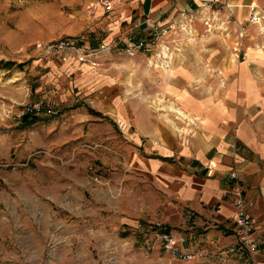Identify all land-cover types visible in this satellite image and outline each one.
Segmentation results:
<instances>
[{"label":"crops","instance_id":"0c3cea01","mask_svg":"<svg viewBox=\"0 0 264 264\" xmlns=\"http://www.w3.org/2000/svg\"><path fill=\"white\" fill-rule=\"evenodd\" d=\"M252 9L264 11V0H119L107 12L111 20L101 22L109 32L103 43L123 40L124 46L128 36L147 37L156 28H174L194 17L193 22H202L211 14L228 35L207 29L200 35L185 30V23L183 32L166 30L174 39L182 34L203 38L206 45L200 51L177 47L170 69L153 68L162 60L159 45L132 55L105 51L97 65L73 58L48 62L50 76L68 81L71 92L96 102L103 115L117 117L125 132L127 122L131 125L130 139L142 151L129 160L120 189L136 205L127 207L125 220L141 218L140 234L148 228L146 257H168L177 264H264V245L254 252L240 246L229 194L239 185L253 202L252 236L264 241V33L245 25V35L237 37L238 22ZM229 15L234 23H225ZM236 42L240 57L233 51ZM154 222L201 255L189 262L174 258L154 238Z\"/></svg>","mask_w":264,"mask_h":264},{"label":"rangeland","instance_id":"374dc122","mask_svg":"<svg viewBox=\"0 0 264 264\" xmlns=\"http://www.w3.org/2000/svg\"><path fill=\"white\" fill-rule=\"evenodd\" d=\"M97 1L0 0V264H177L146 257L148 228L140 234L141 218L125 220L127 207L136 205L120 181L142 151L130 139L131 125L125 120V132L117 117L103 115L96 102L71 92L68 81L50 76L48 62L62 61L45 54L49 43L65 37L91 46L106 41L108 26L101 22L111 18ZM194 19L181 22L185 30L206 34L203 20ZM181 23L166 30L183 32ZM162 29L127 41H155L153 48L169 55L166 69L177 47L206 46L203 38L158 35ZM112 42L111 50L123 53V40ZM39 100L50 112H25ZM24 117L37 119L27 123Z\"/></svg>","mask_w":264,"mask_h":264},{"label":"built area","instance_id":"2783aa9c","mask_svg":"<svg viewBox=\"0 0 264 264\" xmlns=\"http://www.w3.org/2000/svg\"><path fill=\"white\" fill-rule=\"evenodd\" d=\"M119 0H98L97 4L104 10V12H110L113 10L115 4ZM228 7V5L226 4ZM204 25L207 26V30H222L225 32V35H228L226 27H222L221 24L217 23V18L214 15H206L203 19ZM220 22V21H219ZM235 20L232 19V15H229L225 19V23L231 24ZM222 23V22H220ZM239 28L237 30V37L242 38L245 35V25H254L258 28L260 32H264V11L252 9L248 16L244 19L243 22H238ZM149 28H154L152 23H147ZM166 29H162L158 35L165 34ZM155 41L147 40H129L126 44L120 48V50L128 55L134 54L136 51L142 50L144 52H149L154 47ZM239 43L236 42L233 51L237 57L239 55ZM111 45L100 43L97 46H91L88 43L81 42V39H74L71 37L62 38L57 42L49 43L46 46L45 54L46 55H57L58 58L63 62L67 61L69 58H73L80 63H97V57L100 56L105 51H110ZM162 60L159 64L154 63V65H167V57H164L163 53L161 54ZM45 109L46 112H50L47 104H44L43 100H39L36 103H29L25 108V112H39ZM120 125V124H119ZM231 177H236L235 172L230 173ZM229 194L232 197V203L235 206V212L233 215L234 221V233L238 238L240 246L246 249L249 252L256 251L259 246L264 245V241L261 239H255L252 236V231L254 229V221L249 212V208L253 205L252 201L247 200L243 195V190L239 185H234L230 188ZM151 228L153 229L154 238L159 240L162 248L171 254L174 258L189 262L195 259L197 255L189 250L188 246L185 245V239L181 238L180 240H175L168 232L161 229V224L159 222L151 223Z\"/></svg>","mask_w":264,"mask_h":264},{"label":"trees","instance_id":"16d2710c","mask_svg":"<svg viewBox=\"0 0 264 264\" xmlns=\"http://www.w3.org/2000/svg\"><path fill=\"white\" fill-rule=\"evenodd\" d=\"M92 45H94V44H92ZM95 114H97L96 112H95ZM35 119H37V118H31V119H28V117H24V120L27 122V123H29V122H31V121H33V120H35Z\"/></svg>","mask_w":264,"mask_h":264},{"label":"bare ground","instance_id":"6f19581e","mask_svg":"<svg viewBox=\"0 0 264 264\" xmlns=\"http://www.w3.org/2000/svg\"><path fill=\"white\" fill-rule=\"evenodd\" d=\"M163 55H164V57H166V55H165V50H163Z\"/></svg>","mask_w":264,"mask_h":264}]
</instances>
